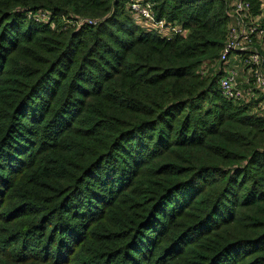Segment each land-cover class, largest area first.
<instances>
[{
	"label": "trees",
	"instance_id": "trees-1",
	"mask_svg": "<svg viewBox=\"0 0 264 264\" xmlns=\"http://www.w3.org/2000/svg\"><path fill=\"white\" fill-rule=\"evenodd\" d=\"M126 1L0 0V264H264V115L198 72L226 0Z\"/></svg>",
	"mask_w": 264,
	"mask_h": 264
},
{
	"label": "built area",
	"instance_id": "built-area-1",
	"mask_svg": "<svg viewBox=\"0 0 264 264\" xmlns=\"http://www.w3.org/2000/svg\"><path fill=\"white\" fill-rule=\"evenodd\" d=\"M226 4L229 20L224 45L216 61L199 65L198 72L203 76L217 75V88L226 100L250 103L251 108L264 115V0H260L257 10L252 9L250 0H226ZM126 8L132 18L147 28L167 36L183 31L177 23L156 18L149 0H128ZM28 16L36 22L51 21L47 11L31 12ZM100 20L88 16L64 18L65 23L77 28L97 25Z\"/></svg>",
	"mask_w": 264,
	"mask_h": 264
}]
</instances>
